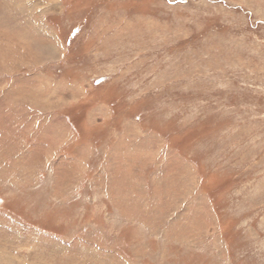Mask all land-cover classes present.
<instances>
[{
	"label": "rangeland",
	"instance_id": "obj_1",
	"mask_svg": "<svg viewBox=\"0 0 264 264\" xmlns=\"http://www.w3.org/2000/svg\"><path fill=\"white\" fill-rule=\"evenodd\" d=\"M0 264H264V0H0Z\"/></svg>",
	"mask_w": 264,
	"mask_h": 264
}]
</instances>
